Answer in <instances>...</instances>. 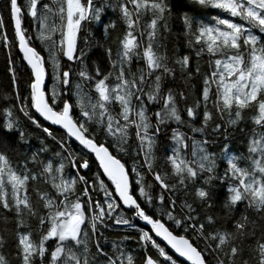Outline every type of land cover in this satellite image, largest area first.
<instances>
[{
	"label": "snow or ice",
	"instance_id": "1",
	"mask_svg": "<svg viewBox=\"0 0 264 264\" xmlns=\"http://www.w3.org/2000/svg\"><path fill=\"white\" fill-rule=\"evenodd\" d=\"M194 2L218 12L207 22L203 16L183 18L191 51L173 64L185 82L197 76L202 85L199 98L181 109L177 97H186L173 87L177 70L160 50L170 11L166 0H7L13 36L0 13V42L10 49L18 39L26 61L21 67L30 71L29 90L22 95L13 69L14 92L4 97L13 104L4 109L3 130L15 137H0V223L7 233L0 234V264H13V252L16 264H135L123 244L131 237L105 247V230L121 225L139 232L142 264H264V0ZM106 12L117 13L125 30L115 55L104 48L108 63L102 68L92 62L81 32L96 22L107 36L116 23H102ZM26 18L36 31L24 27ZM202 55L209 58L207 73L198 65ZM49 75L55 81L50 92ZM13 108L19 115L14 117ZM249 109L260 131L253 130L247 155H238L230 151L229 129ZM21 117L43 134L31 155ZM172 124L177 127L169 133ZM162 133L170 140L166 169L156 167ZM45 139L59 148L40 159L50 152ZM221 139L220 152L209 151ZM18 144L29 149L19 151ZM88 154L98 170L82 174L90 170ZM218 157L226 162L222 172ZM65 161L72 168L67 175ZM214 180L224 187L222 194L213 190ZM181 192L193 199H183ZM221 195L223 218L207 211Z\"/></svg>",
	"mask_w": 264,
	"mask_h": 264
},
{
	"label": "trees",
	"instance_id": "2",
	"mask_svg": "<svg viewBox=\"0 0 264 264\" xmlns=\"http://www.w3.org/2000/svg\"><path fill=\"white\" fill-rule=\"evenodd\" d=\"M44 2L51 4L52 0H44ZM166 4L170 11L166 14L167 15V31H163V40L162 43L164 45L163 48H161V51H164L167 53L169 57V64L170 66H173L177 70V79L175 84L173 85L174 89L180 92L184 93V96L186 99L181 100L179 97H177L178 105L181 109H183L185 106H190L197 98H199L201 93V85L202 81L197 76H193L190 80L185 82L184 77L180 74L179 66L174 65L173 61L175 59H178L182 54H188L191 49L188 47V41L190 39L189 36L185 34V26L183 23V18L185 15H188L190 17L195 16L197 19L200 18V16H203L205 22L210 20V13L218 12V10H212V9H203L198 4L194 2V0H166ZM7 0H0V13H2L5 17V24L7 26V31L9 35V39L13 36V29L11 25L9 24L8 20V9L6 7ZM222 16H227L226 13H221ZM234 22L238 23H244L243 21H240L238 18H231ZM111 19L112 21H115L116 27L114 29H109V33L107 36L104 35L102 28L100 24L96 22H92L91 24H87L86 26H82V32L81 36L83 38H86L88 40V44L91 47V50L89 52V56L93 59L92 62L98 63L102 68L107 66V60L105 59V53L104 48L110 47L113 50V55H115L119 40L118 38L121 37L124 33V25L121 23V21L118 18L117 13L113 12H106V16H102V23L107 24L108 20ZM147 19V17L145 18ZM24 27L29 28L30 31L34 32L36 31L35 25L31 24L30 20L28 18L25 19ZM58 38V34L57 37ZM32 40L34 43L39 45V48H45L44 44L41 43L39 40H36L35 37H32ZM49 43V42H45ZM98 45H103L98 46ZM39 50V49H38ZM10 52V55H9ZM42 55L48 56V50L45 48V50L42 52ZM22 54L18 51V39L15 42V46L6 47L3 42H0V137H4L5 139L12 138L14 139L15 133H5L3 130V125L5 122V114L4 109L8 107H12L13 102L11 100H5V96H11L14 92V88L11 82V76H12V70H16V80L19 83L20 92L21 94H25L28 89V72L30 69H24L21 67V65H25L26 62L21 60ZM46 56V57H47ZM209 58L207 55H202L199 57L198 65L200 67L201 73H207L209 72L210 65L208 62ZM90 62L89 65V71L91 72L93 70V63ZM192 63L195 65L197 63L196 57L193 55L192 57ZM49 72L51 71V64L49 62ZM135 67V63H134ZM191 71V69H189ZM75 79H79L78 77ZM83 83V81H81ZM55 83L51 75H49V80L47 83L46 89L50 92L52 85ZM147 87V86H146ZM73 99L75 97L73 96ZM17 104H19V101H16ZM119 106H116V109L114 111H118ZM213 112L215 113V110L213 109ZM14 117L16 115H19L16 112V109L13 108ZM244 118L243 120L235 127V129L230 128L229 131L233 132V135L230 137L231 145H230V151H234L236 154L243 153L244 155H247V151L245 150L248 146V142L250 137L253 135V130L256 129V131H260L257 126L254 125L252 122V115H254V110H246L243 114ZM227 117H225L226 119ZM214 120L216 122L223 123L219 119V117H216L214 114ZM20 123L22 126H24V129L26 133L29 134L30 139V151L27 152L28 155H31V152L36 151L40 147V138L43 136L42 132L39 129H35L32 127L27 121H25L22 117L20 120ZM47 124L46 122H44ZM199 126V125H197ZM52 128L56 129L57 133H61L62 130L51 126ZM169 128V133L172 128L177 127V125L172 124L167 126ZM211 127V125H210ZM243 129V131H241ZM181 131L188 133V135H192L190 130L186 127H181ZM247 131V132H246ZM197 139H199V134H196ZM211 139V137H210ZM50 149L49 153H42L40 156V159H43L45 156H49L52 151L58 150L59 146L55 141H52L50 139H45L44 141ZM170 140L168 139L167 135L162 133L160 137V143L158 144L157 148V156L158 159L156 161V167L157 168H167V166L164 164L163 156L167 152V146L169 145ZM223 146V140L209 145V151L214 153H219L221 148ZM19 151H26L29 149V145L24 144H18L17 145ZM74 148H77V145L73 144ZM77 150H79L77 148ZM191 141H189V153L191 152ZM87 159L89 160L90 170H83L82 174H87L89 171L94 173L97 171V161H95L94 156L92 154H88ZM225 161L217 158V164L218 172H222L225 166ZM241 163H244L243 161ZM66 168H65V175H67L69 172L72 171L71 165L65 161ZM31 167L35 168V170H39L38 166L30 165ZM207 174H205L206 176ZM147 182L151 183V177H147ZM110 183V182H109ZM200 183V181H198ZM214 185V191L218 194H222L225 189L224 187L218 182L213 181ZM41 187H47V185H41ZM79 185H77V188L79 189ZM158 191L157 189L153 188V192ZM180 197L183 199H187L191 201L193 199V196L191 194L185 196L184 193L179 194ZM223 197L221 195V199L218 200L213 208L208 209L207 211L210 214L216 215L217 217L223 218L227 214V210L222 208V201ZM180 201L178 200V203ZM158 203V201H157ZM167 199L165 200V204H167ZM151 210V209H149ZM179 211V209H177ZM249 214L252 215L251 210L249 211ZM10 215V214H9ZM138 227L148 230L147 227L143 226L140 221H137ZM5 225L3 223H0V234H4L7 236V233L3 232ZM9 228H12V225H8ZM28 230L27 228L21 229V231ZM34 238L36 237V233H33ZM129 236L131 239L127 241H123V237ZM14 239V235L12 237ZM139 239V232L136 230L128 229L127 226H113L109 229H106L104 232L103 241L105 242V247L109 248L111 247V244L115 242L123 241L124 247L126 252L131 254L134 257L135 264H142V255L143 250L140 247V244L138 243ZM159 242V241H158ZM50 244L52 242H49ZM160 243V242H159ZM203 246V243H202ZM92 252H95V248L92 247ZM7 251V249L5 250ZM152 253H155V250H151ZM169 251V250H168ZM170 252V251H169ZM138 253V254H137ZM171 253V252H170ZM14 252L11 256H9V259L13 260V264H16L15 258H14ZM245 258H247V252H245ZM47 260V256L45 257Z\"/></svg>",
	"mask_w": 264,
	"mask_h": 264
},
{
	"label": "water",
	"instance_id": "3",
	"mask_svg": "<svg viewBox=\"0 0 264 264\" xmlns=\"http://www.w3.org/2000/svg\"><path fill=\"white\" fill-rule=\"evenodd\" d=\"M18 44H19V41H18ZM22 54V53H21ZM26 62V61H25ZM48 80H49V77L46 79V81H45V88L47 87V83H48ZM42 119V118H41ZM53 127H56V128H58V126H53ZM59 129V128H58ZM98 163V162H97ZM141 223H142V225L143 226H145V227H147L148 229L150 228V226L149 225H146L143 221H140ZM159 242H161L162 244L164 243L163 241H160L159 240V238H156ZM170 252H171V250L170 249H168ZM172 254H174V253H172ZM175 255V254H174ZM179 259H181V260H183V258H179Z\"/></svg>",
	"mask_w": 264,
	"mask_h": 264
},
{
	"label": "rangeland",
	"instance_id": "4",
	"mask_svg": "<svg viewBox=\"0 0 264 264\" xmlns=\"http://www.w3.org/2000/svg\"><path fill=\"white\" fill-rule=\"evenodd\" d=\"M118 106V105H117ZM210 150V149H209ZM246 151H247V147H246V149H245Z\"/></svg>",
	"mask_w": 264,
	"mask_h": 264
},
{
	"label": "bare ground",
	"instance_id": "5",
	"mask_svg": "<svg viewBox=\"0 0 264 264\" xmlns=\"http://www.w3.org/2000/svg\"><path fill=\"white\" fill-rule=\"evenodd\" d=\"M47 56V55H46ZM93 60V59H92ZM247 132V131H246ZM91 165V164H90ZM124 244V243H123ZM138 254V253H137Z\"/></svg>",
	"mask_w": 264,
	"mask_h": 264
}]
</instances>
